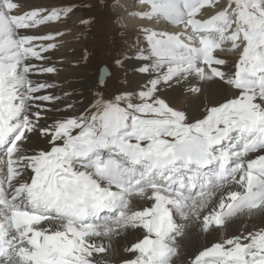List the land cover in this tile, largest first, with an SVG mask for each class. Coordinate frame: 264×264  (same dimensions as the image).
<instances>
[{
	"label": "snow or ice",
	"instance_id": "1",
	"mask_svg": "<svg viewBox=\"0 0 264 264\" xmlns=\"http://www.w3.org/2000/svg\"><path fill=\"white\" fill-rule=\"evenodd\" d=\"M142 2L143 18L190 29V43L145 30L133 54L143 89L98 94L44 124L35 101L55 98L37 95L49 85L32 76L57 72L37 62L61 33L28 30L73 9L0 0V264H113V240L135 229L125 249L135 258L123 264H173L189 229L217 236L238 218L264 222V0H228L208 19L201 10L214 0ZM226 41L240 51L231 69L215 55ZM175 86L196 98L195 112L164 96ZM205 90L235 91L204 103ZM193 264H264V227L225 237Z\"/></svg>",
	"mask_w": 264,
	"mask_h": 264
},
{
	"label": "bare ground",
	"instance_id": "2",
	"mask_svg": "<svg viewBox=\"0 0 264 264\" xmlns=\"http://www.w3.org/2000/svg\"><path fill=\"white\" fill-rule=\"evenodd\" d=\"M21 2L24 4L26 10L52 8L59 9L61 7H68L67 5L52 2L51 0H21ZM119 4L121 6L122 2L120 1ZM148 8L150 9L149 5ZM134 10H131L132 13L138 14V12H135ZM221 10L215 8V10L213 11L212 7H207L201 10L200 15L203 19H208ZM119 12H122L124 17H126V14H129L128 12L123 10V8H121ZM157 21L159 22V20ZM163 21H165L169 26H171V23H169L168 21ZM124 22H126V19H124ZM125 25L126 29L130 28V26H134L132 24H129V22H126ZM84 26L85 23L83 24V16L76 15L74 11H72L71 13H68L65 17H62L61 21L59 22L37 26L31 30H28L30 34L37 35L61 33V35H59L57 37V40L55 41V43L57 44V48L45 54L50 59L44 60L42 62H37L41 66L54 65L57 68V72L54 74L32 76L33 82L35 81L34 83L40 82L49 85V87L46 88V90H48L46 92H52L56 96L64 95L66 97H62V99L59 100V104H45L44 107H49L50 110L56 109L61 106H69L73 111L76 108H82L86 103L91 100L93 96L92 87L93 85H95V83L89 78V76L92 75V70H90L89 65L83 58V50L85 49V42L87 40V34L83 31ZM177 29H180V31H182L180 35L182 37L184 36L183 38H186L191 31L190 29L185 30L182 25H177ZM143 34H145V32H143ZM144 40H140L141 42L139 48L141 49L144 48L147 42L146 40ZM227 42L228 41H226L225 43ZM230 48L231 47L229 46L222 45V51H225ZM134 53H137V49L135 52H133V54ZM133 54L131 60L132 63L130 64V74L133 76L134 79L133 90L134 92H138L140 89H143L149 83V81L145 78L143 74H139L134 70L138 54L135 56ZM215 55L222 58L228 57L227 59H225L227 61V64L223 66L224 69H231L233 64L238 59L237 56H234L232 58L230 55L223 56L217 54V52L215 53ZM234 91L235 90H229L227 93L214 94L213 92L205 90L203 97L204 103H209L210 101L214 102L216 99H219L222 95L225 94L229 98H231ZM38 94L39 93H37V95ZM163 94L166 98L172 101V106L187 109L190 113L195 112L197 100L195 97L190 98L186 89H181L179 86H175L174 88L163 90ZM256 155V153L250 154V156L252 157H255ZM259 227H264V222H262L260 217H243L233 221L232 227L226 233H222L217 236H209L208 234H202L195 228L189 229L187 230L186 235L187 242L183 244L186 255L184 256L182 261L185 264H193V260L196 255H198L202 250L212 246L214 243L220 242V240L224 239L225 237L239 235L242 232L256 230ZM140 233L141 230H128L126 234H122L121 236L113 240L112 243L114 252L108 254L109 259L113 263H118L124 258L129 259V255L135 257V254L125 251V249L137 242ZM179 243H181L180 240L178 241V244ZM2 260L3 259H1L0 262H2ZM122 261L124 262V260ZM174 261L175 260H173V262Z\"/></svg>",
	"mask_w": 264,
	"mask_h": 264
},
{
	"label": "rangeland",
	"instance_id": "3",
	"mask_svg": "<svg viewBox=\"0 0 264 264\" xmlns=\"http://www.w3.org/2000/svg\"><path fill=\"white\" fill-rule=\"evenodd\" d=\"M51 1L60 3L62 5H67L68 7L70 6L76 15L83 16V24L85 23L83 31L87 34V40L84 47L85 49L83 50V58L89 65L90 70H92V75H90L89 78L94 81L95 85H93L94 88L92 87L93 96L91 100L82 108H76L73 111L69 106H61L52 110H50V108L46 106L43 109H36L38 111H41V123L44 124H49L55 120L71 117L82 113L86 108H90L91 104L94 102L98 94H102L105 98H110L118 93H134V79L130 74V64L132 63L131 60L133 52H135L136 49L140 46V40L145 39L147 41V36L143 34V32H145V30L157 32L163 31L162 33L177 35H180V33H182L180 29H177V25L171 24V26H169L163 20H159L158 22L156 19L149 20L143 18L144 15L142 14L147 13L149 11V8L148 4L143 3L142 0ZM120 1L122 2L121 6L119 4ZM226 2L228 3V0H214L215 6L212 7L213 11L215 10V8L223 10L227 5ZM121 8L129 13L126 14V17L123 16L122 12H119ZM131 10L138 12V14L132 13ZM124 19H126V22H129V24H132L134 26H130V28L126 29V22H124ZM234 27L235 25H233V28ZM226 35H228V33H226ZM184 43H190V41L184 38ZM223 45L231 47L230 42L224 43ZM216 52L217 54L223 56L230 55L232 58L234 56L238 57L240 54L239 49L232 50V48L225 51L217 50ZM223 58L227 59L228 57ZM105 65L109 69L111 75L107 79V81H105L104 83H99L98 79L100 77V71ZM46 91L48 90L45 89V91L43 90L38 95L48 94L53 96L55 99H53L51 102L36 101L37 104H59V100H61L62 97H65L64 95L56 96L54 93H48ZM33 143L35 144V141ZM4 159L5 158L0 157V168L4 167ZM137 230L140 231V229H135V231ZM186 238L187 236L177 238V243L179 240L181 241V243L178 244L179 254L173 257V260H175L173 264H185L182 260L186 255L183 247V244L187 242ZM204 250H202L201 252H203ZM198 255H196V257ZM128 257L129 259L135 258L132 255H129ZM1 259H3V257H1L0 260ZM122 260L126 261L128 260V258H124ZM122 260L118 263L113 264H123Z\"/></svg>",
	"mask_w": 264,
	"mask_h": 264
},
{
	"label": "water",
	"instance_id": "4",
	"mask_svg": "<svg viewBox=\"0 0 264 264\" xmlns=\"http://www.w3.org/2000/svg\"><path fill=\"white\" fill-rule=\"evenodd\" d=\"M110 71L107 68V66H103L101 71H100V77L98 79L99 83H104L105 81H107V79L110 77Z\"/></svg>",
	"mask_w": 264,
	"mask_h": 264
}]
</instances>
